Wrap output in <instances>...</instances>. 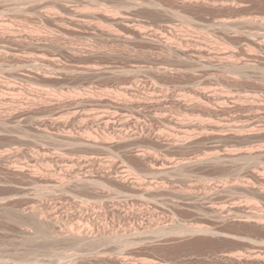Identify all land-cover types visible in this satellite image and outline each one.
<instances>
[{
	"label": "rangeland",
	"instance_id": "obj_1",
	"mask_svg": "<svg viewBox=\"0 0 264 264\" xmlns=\"http://www.w3.org/2000/svg\"><path fill=\"white\" fill-rule=\"evenodd\" d=\"M263 192L264 0H0V264H264Z\"/></svg>",
	"mask_w": 264,
	"mask_h": 264
},
{
	"label": "bare ground",
	"instance_id": "obj_2",
	"mask_svg": "<svg viewBox=\"0 0 264 264\" xmlns=\"http://www.w3.org/2000/svg\"><path fill=\"white\" fill-rule=\"evenodd\" d=\"M164 34L163 35H165V34H167L166 36H172V34L170 33V32H168V31H166L165 30V28L163 29V31H162ZM145 34V33H144ZM146 35V34H145ZM145 35H142V36H145ZM169 36V37H170ZM166 46L168 47L167 49L168 50H174V49H176L175 51H177V49H179L178 47L176 48V47H173L171 44H169V43H167L166 42ZM170 52V51H169ZM199 52V51H198ZM173 54V53H172ZM164 71V70H163ZM165 72V71H164ZM163 72V73H164ZM6 89H8V90H12L11 88H6ZM136 118V117H135ZM137 119V118H136ZM108 121H110V117H106L105 116V118H103V120L101 121L105 126L106 125H108ZM122 122V121H121ZM129 123H131V121H127L126 120V122H124V124H129ZM133 123V122H132ZM134 123L135 124H137V125H139V122L137 121V120H134ZM134 125V124H133ZM120 126V125H119ZM122 127V126H121ZM124 128H126V127H124ZM129 128V127H128ZM125 131H126V129H125ZM128 131H126V133H127ZM118 134V133H117ZM128 134H129V132H128ZM89 136V135H88ZM91 136V135H90ZM93 136V135H92ZM127 136V135H126ZM130 138H132L131 136H129ZM134 137V136H133ZM136 137H138V136H136ZM93 137H91L90 139L89 138H81V137H74V136H71V135H65L64 136V140H66L67 142H72V143H78V144H81V145H83V146H85V147H90V148H97V149H104V144H100V143H102V141L100 142V143H98V142H96L95 141V139H92ZM122 138V137H121ZM62 139V140H63ZM65 141V142H66ZM103 142H105V141H103ZM137 156H139V157H143V158H145V155L144 154H142V153H138L137 152V154H136ZM53 157V156H52ZM51 157V158H52ZM54 158V157H53ZM52 158V159H53ZM65 158V157H64ZM153 158V157H152ZM51 159V160H52ZM61 160H62V162H64V161H66L65 162V164H69L70 166H72L71 168H75V167H78L76 164H75V162L71 159V158H67V159H62V158H60ZM148 160H147V162L149 161H151L150 160V158H147ZM160 160V159H159ZM159 160H154V162H156V165H160V166H165L166 165V162H164L163 160H160V162H159ZM67 164V165H68ZM152 164V163H151ZM184 164V163H183ZM183 164H181V165H183ZM181 165H178L179 167H182ZM186 165V164H185ZM150 166H152V165H150ZM184 166V165H183ZM20 167V166H19ZM158 167V166H157ZM177 168V166H173V167H170V170H173V169H176ZM86 177V176H85ZM79 178L78 179V182H79V184L80 183H84V184H86V183H90V182H92L93 180L92 179H89V178ZM77 181V180H76ZM132 183V182H131ZM92 184V183H91ZM64 185V184H63ZM62 185V186H63ZM76 185V184H75ZM81 185V184H80ZM131 185V184H130ZM138 185V184H137ZM61 186V187H62ZM131 188H133V189H136V188H138V187H136V186H134V185H132V186H130ZM24 188V187H23ZM22 188V189H23ZM25 189V188H24ZM23 189V190H24ZM149 189V188H148ZM20 190V189H19ZM132 190V189H131ZM147 190V189H146ZM264 193V192H263ZM37 213H39V212H37ZM37 213H32L33 214V216H34V220L36 221H39L40 220V218H39V216H38V214ZM257 217V216H256ZM31 218V217H30ZM32 219V218H31ZM33 220V219H32ZM38 229H40V228H38ZM161 230V229H160ZM133 231H130V230H127L126 232H125V234L127 235H131V233H132ZM38 234V233H37ZM44 234V233H43ZM48 235H49V233H48ZM39 236V235H38ZM50 237L52 238V239H50ZM38 238H43V241L45 242V240L46 241H48L49 239L50 240H52L53 241V239H56V240H58V239H62V241L64 240H66V241H72V242H78V243H80V242H87L88 244L89 243H92V244H94V242H97L96 241V238H95V240H94V238H92V237H89L88 238V236H82V235H80V234H78V233H74V232H66L65 234H58L57 232H53V234L52 235H50L49 236V239L47 240V235H45V238H44V236L42 235V232H41V235L38 237ZM41 240V239H40ZM42 242V241H41Z\"/></svg>",
	"mask_w": 264,
	"mask_h": 264
}]
</instances>
